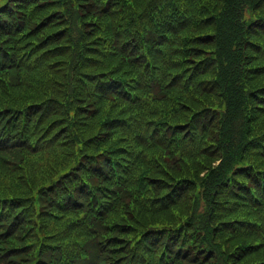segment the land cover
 Returning <instances> with one entry per match:
<instances>
[{"label": "trees", "instance_id": "trees-1", "mask_svg": "<svg viewBox=\"0 0 264 264\" xmlns=\"http://www.w3.org/2000/svg\"><path fill=\"white\" fill-rule=\"evenodd\" d=\"M49 2L0 10V264H264V0Z\"/></svg>", "mask_w": 264, "mask_h": 264}, {"label": "rangeland", "instance_id": "rangeland-1", "mask_svg": "<svg viewBox=\"0 0 264 264\" xmlns=\"http://www.w3.org/2000/svg\"><path fill=\"white\" fill-rule=\"evenodd\" d=\"M30 1H34V0H30ZM14 2L15 3H18V2H20V0H14ZM50 4V7H51V9H54V10H60V9H63V5H62V3H61V0H51V2H49ZM18 6H19V4H17ZM33 41H37V40H33ZM33 41H29V42H27V44H25V45H28V44H33V43H35V42H33ZM60 43V41H56V42H54V44L55 45H57V44H59ZM36 46V48H37V50L38 51H40L39 50V48H38V45H35ZM16 56H14L13 54L11 55V64L10 65H12V64H14L15 65V62H14V58H15ZM19 59L21 58V56H19L18 57ZM18 75H16V77H17ZM202 175H203V173H202Z\"/></svg>", "mask_w": 264, "mask_h": 264}]
</instances>
